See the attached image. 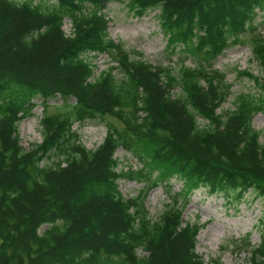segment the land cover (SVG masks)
Listing matches in <instances>:
<instances>
[{"label": "trees", "instance_id": "trees-1", "mask_svg": "<svg viewBox=\"0 0 264 264\" xmlns=\"http://www.w3.org/2000/svg\"><path fill=\"white\" fill-rule=\"evenodd\" d=\"M111 1L0 0V264H205L196 252L202 226L183 219L192 193L264 199V145L252 127L264 112V32L255 25L264 0H130L136 16L158 10L167 48L185 55L176 74L131 59L108 37ZM243 44L261 75L241 74L258 92L217 114L231 85L213 62ZM102 54L114 65L94 76L87 56ZM188 58L195 67L184 65ZM57 98L65 112L47 114ZM38 105L41 142L26 150L18 125ZM96 116L122 128L108 125L87 150L72 128ZM118 148L140 168L119 170ZM172 178L181 189L152 221L145 198ZM121 179L143 188L125 198ZM242 245L247 237L235 248ZM249 261L264 264V233Z\"/></svg>", "mask_w": 264, "mask_h": 264}, {"label": "rangeland", "instance_id": "rangeland-1", "mask_svg": "<svg viewBox=\"0 0 264 264\" xmlns=\"http://www.w3.org/2000/svg\"><path fill=\"white\" fill-rule=\"evenodd\" d=\"M130 0H112L105 9L108 23V37L114 42H120L123 48L130 54V58L141 59L152 66L170 68L176 74L182 64L185 55L172 53L166 46V38L160 29L156 18L158 10L149 11L143 16H136L129 9ZM255 25L258 31L264 32V9L257 11ZM62 29L66 35L71 32V24L64 20ZM140 54L141 56H139ZM95 66L94 76L114 65L110 57L102 54L96 57L88 55ZM185 66L193 68L196 62L193 58L186 59ZM213 69L223 72L226 83L230 84L229 95L222 105L216 110L217 114L233 111L236 107V99L241 94H257V88L241 72L248 71L260 76L261 69L252 59L248 44L230 45L213 62ZM117 77L120 78L119 74ZM180 90L173 91L178 96ZM40 102V100H36ZM51 106L46 110L47 114L63 113L62 100L57 98L49 101ZM43 117L41 105L35 107L30 115L20 121L18 125L21 146L28 150L32 144L41 142L40 121ZM201 125L206 122L199 121ZM114 125L121 129L122 125L110 117L85 119L73 125L78 142L87 150L96 149L104 140L107 126ZM252 127L260 133L259 142L264 145V112L254 115ZM119 160V170H137L139 161L129 152L118 148L115 153ZM52 160L45 159L43 164L48 165ZM181 180L172 178L169 184H159L146 196L144 205L149 218L156 221L159 216L171 204V196L181 189ZM120 192L125 198H132L142 190L143 184L127 179L118 181ZM183 219L189 222H198L202 226L196 244V252L202 256L205 264H211V260L218 259L221 264H250V251L256 248L264 233V199L257 198L253 193H247L240 201L224 198L220 195H210L205 189H198L189 198L188 205L183 212ZM44 226L43 228H45ZM249 245L235 248V244L246 238Z\"/></svg>", "mask_w": 264, "mask_h": 264}]
</instances>
